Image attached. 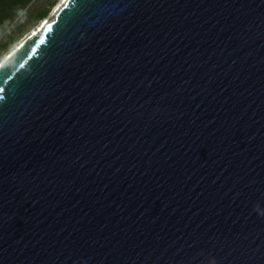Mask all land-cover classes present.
<instances>
[{
	"label": "water",
	"instance_id": "water-1",
	"mask_svg": "<svg viewBox=\"0 0 264 264\" xmlns=\"http://www.w3.org/2000/svg\"><path fill=\"white\" fill-rule=\"evenodd\" d=\"M0 264H264V0H66L5 56Z\"/></svg>",
	"mask_w": 264,
	"mask_h": 264
},
{
	"label": "trees",
	"instance_id": "trees-1",
	"mask_svg": "<svg viewBox=\"0 0 264 264\" xmlns=\"http://www.w3.org/2000/svg\"><path fill=\"white\" fill-rule=\"evenodd\" d=\"M0 0V54L11 49L34 21L45 19L57 0Z\"/></svg>",
	"mask_w": 264,
	"mask_h": 264
},
{
	"label": "rangeland",
	"instance_id": "rangeland-1",
	"mask_svg": "<svg viewBox=\"0 0 264 264\" xmlns=\"http://www.w3.org/2000/svg\"><path fill=\"white\" fill-rule=\"evenodd\" d=\"M42 0H39L37 1V5H41L42 4ZM61 3V0H57L55 5L51 8V11L49 12L48 16L45 18V19H42V20H38V21H34L32 24H30L23 32V34L21 35V37L14 43L13 47H15L17 45V43H19L21 40H23L24 38L27 37V35H29V33L31 31H33L35 28H37L38 26H40V24L47 20V21H51L54 19L55 17V13H54V10L57 6H59V4ZM41 31V29L37 30V33H39ZM13 47L7 51H3L1 54H0V60L8 53L10 52Z\"/></svg>",
	"mask_w": 264,
	"mask_h": 264
},
{
	"label": "bare ground",
	"instance_id": "bare-ground-1",
	"mask_svg": "<svg viewBox=\"0 0 264 264\" xmlns=\"http://www.w3.org/2000/svg\"><path fill=\"white\" fill-rule=\"evenodd\" d=\"M65 1H66V0H61V3L59 4V6H57V7L55 8L54 13H56V12L58 11V9H59V8L65 3ZM46 22H49V21H47V20L43 21V22L40 24V26H38V27L35 28L33 31H31V32L29 33V35H27V37H28V36H32V35H35V34H38V33H37V30L42 29L43 25H45ZM22 41H23V40H21L19 43H17V45H16L15 47H13V49H17ZM13 49H12V50H13ZM12 50H11V51H12ZM11 51H10V52H11ZM10 52H8L5 56H7ZM5 56H4L3 58H5ZM3 58L0 60V62L3 60Z\"/></svg>",
	"mask_w": 264,
	"mask_h": 264
}]
</instances>
